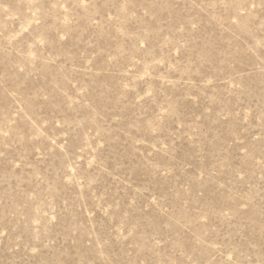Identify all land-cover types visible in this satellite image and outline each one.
Here are the masks:
<instances>
[{"label": "rangeland", "instance_id": "374dc122", "mask_svg": "<svg viewBox=\"0 0 264 264\" xmlns=\"http://www.w3.org/2000/svg\"><path fill=\"white\" fill-rule=\"evenodd\" d=\"M0 264H264V0H0Z\"/></svg>", "mask_w": 264, "mask_h": 264}]
</instances>
